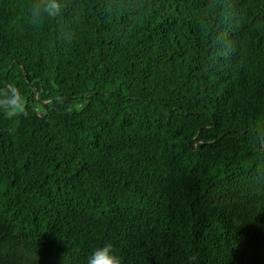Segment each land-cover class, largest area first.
<instances>
[{
    "label": "trees",
    "instance_id": "trees-1",
    "mask_svg": "<svg viewBox=\"0 0 264 264\" xmlns=\"http://www.w3.org/2000/svg\"><path fill=\"white\" fill-rule=\"evenodd\" d=\"M0 0V264H264V0Z\"/></svg>",
    "mask_w": 264,
    "mask_h": 264
},
{
    "label": "clouds",
    "instance_id": "clouds-1",
    "mask_svg": "<svg viewBox=\"0 0 264 264\" xmlns=\"http://www.w3.org/2000/svg\"><path fill=\"white\" fill-rule=\"evenodd\" d=\"M63 10V0H34L30 9V22L38 26L48 17H58ZM0 107L6 110L9 117L25 113L22 96L18 92L5 91L0 97ZM87 264H121V258L111 243L97 247L89 255Z\"/></svg>",
    "mask_w": 264,
    "mask_h": 264
}]
</instances>
